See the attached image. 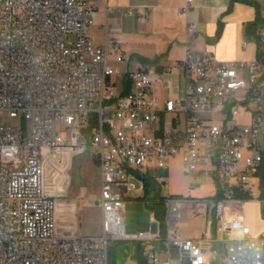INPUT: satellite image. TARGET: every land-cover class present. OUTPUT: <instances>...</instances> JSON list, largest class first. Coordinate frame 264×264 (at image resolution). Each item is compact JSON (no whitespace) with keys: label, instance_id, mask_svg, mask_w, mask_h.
Returning a JSON list of instances; mask_svg holds the SVG:
<instances>
[{"label":"built area","instance_id":"obj_1","mask_svg":"<svg viewBox=\"0 0 264 264\" xmlns=\"http://www.w3.org/2000/svg\"><path fill=\"white\" fill-rule=\"evenodd\" d=\"M191 1V0H188ZM119 11H147L132 6ZM94 0H0V264H109L113 240L160 239V226L126 232L125 197L140 193L133 170H164L180 155L188 177L214 183L216 235L227 264H264V232L252 233L247 200H264V27L259 54L250 60L215 59L187 49L183 96L163 105L143 66L129 73L128 91L109 62L125 58L120 39L97 44ZM4 112L28 121L3 123ZM95 117V123L92 119ZM98 162L100 190L89 204L100 209L97 234L57 232L55 208L70 183L71 160L88 147ZM171 200L168 215L175 221ZM201 239L174 236L180 264H209ZM147 257L159 260L152 245Z\"/></svg>","mask_w":264,"mask_h":264},{"label":"crops","instance_id":"obj_2","mask_svg":"<svg viewBox=\"0 0 264 264\" xmlns=\"http://www.w3.org/2000/svg\"><path fill=\"white\" fill-rule=\"evenodd\" d=\"M230 1L94 0L97 9V21L90 28L89 34L97 44H105L108 39L113 38L122 41L121 51L125 55L124 60L117 61L114 57L115 52L112 50L109 62L119 70L118 73L122 72L123 69L126 74V78L121 85L117 81L118 86L123 91L128 87V81L131 85L129 79L131 71L143 66L159 70L161 75L155 81L154 86L160 103L163 105L168 98L181 97L184 94L187 80L182 60L187 49L211 54L215 59L221 61L250 60L256 58L259 54V42L249 38L245 31V23L255 18V6L236 1L229 11ZM258 1L264 6V0ZM130 6L134 7L136 11H147L149 16L142 20L137 14L119 11L120 8ZM262 11L264 14V9ZM72 160L70 180L72 177ZM179 163L181 166L180 160ZM151 166H146L142 170L132 169L140 185L141 181L144 185L142 175L145 172L151 173L159 182L160 180L163 182V178H158L160 176L151 171ZM166 174H168L167 170ZM143 191L144 189L140 193L131 192L138 194L137 198H139ZM130 193L125 199L131 197ZM198 195L193 198L200 197ZM177 201L179 204L173 205V208L177 209L178 213L173 214L178 215L180 213V218L175 221L171 215H168V233L165 242H161L160 239L129 238L124 246L126 248L123 252L124 260H120L118 247L114 245L116 264H139V253L151 262L147 254L152 245L159 257L157 262H152L153 264H180L182 261L180 253L177 250H169L166 246L167 242L174 236L183 239H201L206 230L212 232V237L205 243V247L212 257L209 264H227L225 249L216 235V227L213 228L212 212L209 211L208 205L202 201L197 203V201L191 200V197ZM76 202H78V199H76ZM263 202L264 200H258L257 202L259 223L255 226L248 222L245 212L246 223L250 225L252 233L255 235L264 232ZM150 212L151 223L144 224L147 227L150 225V230L140 229L134 232L126 229V232L130 235H135L140 231L151 232L156 223L159 224V221L151 210ZM124 220L126 226L125 211Z\"/></svg>","mask_w":264,"mask_h":264},{"label":"rangeland","instance_id":"obj_3","mask_svg":"<svg viewBox=\"0 0 264 264\" xmlns=\"http://www.w3.org/2000/svg\"><path fill=\"white\" fill-rule=\"evenodd\" d=\"M122 72L115 75L118 84L126 78V74ZM3 123H18L24 127V133L27 134L28 121L23 119H13L8 116L7 112L2 115ZM180 155H176L172 160V164L168 174L166 170L157 167L152 163L151 171L155 172L158 178H163L161 182V193L165 195L181 194L179 199L171 198L167 201V207L169 201L188 199L198 202H205L209 211L212 212L213 228L216 227L215 208H212L214 201L215 186L210 178L205 180L189 178L180 168ZM166 174V175H165ZM131 182H134L136 186L140 185V182L136 177L131 174ZM100 168L98 162L93 157V150L89 146L85 151L74 155L72 160V177L68 187L66 195L60 197L56 202L55 219L57 232L63 234H97L101 230V223L99 222L100 209L96 204L87 203V198H95L99 194L100 190ZM183 190V191H181ZM192 191V193H191ZM184 192H186L184 194ZM200 194V195H198ZM131 197L126 198L125 218L127 231L137 232L140 229L150 230V225L144 226L145 223H151V212L144 202L137 198L138 194L131 192ZM196 195L198 198H193ZM83 196V197H82ZM81 197V198H80ZM78 199V202H76ZM249 201L245 205V212L247 220L251 225L258 224V207L257 199L247 200ZM264 205V202H263ZM150 218V219H149ZM168 223V219H167ZM129 240H115V246L118 247V255L120 260H124L123 252L126 250L124 247ZM129 247V246H128Z\"/></svg>","mask_w":264,"mask_h":264},{"label":"trees","instance_id":"obj_4","mask_svg":"<svg viewBox=\"0 0 264 264\" xmlns=\"http://www.w3.org/2000/svg\"><path fill=\"white\" fill-rule=\"evenodd\" d=\"M242 1L248 4L255 6L256 8V15L255 18L249 20L245 23V31L249 38H252L259 42V30L264 27V14L263 9L264 6L258 0H231L229 5V11L232 9L234 2ZM219 35V33H218ZM144 58V57H142ZM128 87L122 92V94L126 93L129 89V81L127 84ZM96 119L93 117L92 123H95ZM144 186H143V194L139 196L144 203L145 206L154 213L155 218L159 221L160 226V240L161 242H165L167 233H168V223H167V201L171 198L179 199L182 197L181 194H170L165 195L161 193V184L160 182L149 172H145L142 175ZM115 240H113L108 249V256H109V264H116L115 263V250L114 244ZM139 264H153L149 262L147 258L139 253L138 255ZM216 264H223V263H216Z\"/></svg>","mask_w":264,"mask_h":264},{"label":"bare ground","instance_id":"obj_5","mask_svg":"<svg viewBox=\"0 0 264 264\" xmlns=\"http://www.w3.org/2000/svg\"><path fill=\"white\" fill-rule=\"evenodd\" d=\"M175 204H178V203H175ZM175 204H174V205H175ZM175 207H176V206H175ZM173 213L177 214V213H178V210H177V209L175 210V208H173Z\"/></svg>","mask_w":264,"mask_h":264},{"label":"water","instance_id":"obj_6","mask_svg":"<svg viewBox=\"0 0 264 264\" xmlns=\"http://www.w3.org/2000/svg\"><path fill=\"white\" fill-rule=\"evenodd\" d=\"M167 218H168V211H167Z\"/></svg>","mask_w":264,"mask_h":264}]
</instances>
